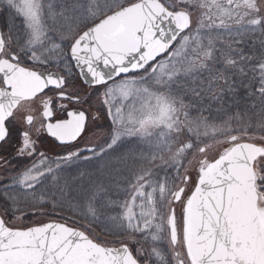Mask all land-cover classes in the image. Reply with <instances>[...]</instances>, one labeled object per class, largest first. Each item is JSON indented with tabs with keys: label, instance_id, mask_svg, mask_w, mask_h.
<instances>
[{
	"label": "snow or ice",
	"instance_id": "6c2138e0",
	"mask_svg": "<svg viewBox=\"0 0 264 264\" xmlns=\"http://www.w3.org/2000/svg\"><path fill=\"white\" fill-rule=\"evenodd\" d=\"M0 19V264H264V0Z\"/></svg>",
	"mask_w": 264,
	"mask_h": 264
},
{
	"label": "rangeland",
	"instance_id": "374dc122",
	"mask_svg": "<svg viewBox=\"0 0 264 264\" xmlns=\"http://www.w3.org/2000/svg\"><path fill=\"white\" fill-rule=\"evenodd\" d=\"M97 103H99V101H97ZM93 111H94V110H93ZM101 121H102V119H101ZM92 139H93V140H98L97 137H93ZM102 139H103V137L100 136V137H99V140H102ZM99 140H98V142H99ZM55 152H56V151H55ZM55 152L49 150V154H50V155H56ZM13 163L15 164L16 161H13ZM0 171H2V170H0ZM0 212H2V209H0ZM179 212H180V208H179V206H177V213L179 214ZM38 219H40V218H38V217H29V218H28V222H29V223H32V222L37 221ZM44 219H47V218H44ZM109 239H111V238H109Z\"/></svg>",
	"mask_w": 264,
	"mask_h": 264
},
{
	"label": "flooded vegetation",
	"instance_id": "af4514ba",
	"mask_svg": "<svg viewBox=\"0 0 264 264\" xmlns=\"http://www.w3.org/2000/svg\"><path fill=\"white\" fill-rule=\"evenodd\" d=\"M102 121L100 120V122L99 123H101V124H103V125H107V120L102 116ZM49 141H51V138H49ZM59 151H61L60 149H57L56 150V152H55V154H57V152H59Z\"/></svg>",
	"mask_w": 264,
	"mask_h": 264
},
{
	"label": "trees",
	"instance_id": "16d2710c",
	"mask_svg": "<svg viewBox=\"0 0 264 264\" xmlns=\"http://www.w3.org/2000/svg\"><path fill=\"white\" fill-rule=\"evenodd\" d=\"M1 24H2V26H3V20L1 19Z\"/></svg>",
	"mask_w": 264,
	"mask_h": 264
}]
</instances>
